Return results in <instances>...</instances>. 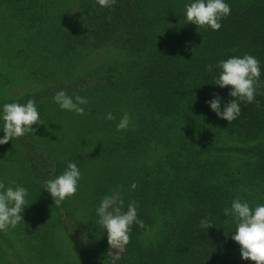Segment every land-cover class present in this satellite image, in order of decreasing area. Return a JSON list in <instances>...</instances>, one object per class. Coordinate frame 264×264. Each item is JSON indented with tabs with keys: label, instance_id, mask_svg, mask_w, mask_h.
<instances>
[{
	"label": "trees",
	"instance_id": "trees-1",
	"mask_svg": "<svg viewBox=\"0 0 264 264\" xmlns=\"http://www.w3.org/2000/svg\"><path fill=\"white\" fill-rule=\"evenodd\" d=\"M188 2L0 0V106L32 99L43 123L0 145V181L28 190L23 220L0 231V264H254L241 260L223 209L264 203V0H227L215 31L186 21ZM97 50L111 58L92 66ZM244 54L260 62V87L229 124L205 101L233 99L214 85L215 66ZM19 69L45 85L5 93ZM60 90L87 98L84 115L53 102ZM124 113L129 126L117 130ZM68 162L78 190L54 206L42 186ZM117 190L144 227L112 260L95 210Z\"/></svg>",
	"mask_w": 264,
	"mask_h": 264
},
{
	"label": "clouds",
	"instance_id": "clouds-1",
	"mask_svg": "<svg viewBox=\"0 0 264 264\" xmlns=\"http://www.w3.org/2000/svg\"><path fill=\"white\" fill-rule=\"evenodd\" d=\"M101 7H112L116 0H97ZM231 8L227 0H189L185 4L184 17L188 23L197 27H210L219 30L222 27L221 20L227 18ZM220 69L214 85L221 89L228 88V95L233 99L224 102L219 94H215L211 100L205 101L218 118L226 120L229 124L235 121L242 113L240 102L245 105L255 101L260 87L261 66L256 57L250 54L232 56L226 60H220L215 66ZM213 66L208 65V71ZM53 102L60 109L73 112L76 115H84L88 100L85 97L68 95L60 90L53 96ZM257 106L259 102L256 101ZM223 105V109H222ZM107 120H114L111 112L105 116ZM130 116L124 113L117 123V130H125L129 126ZM0 121L3 126L0 131V145L12 141L14 138L33 133L32 125L43 124L34 100L29 99L26 103H4L0 106ZM198 147V146H197ZM81 172L75 162H68L64 171L55 178L46 179L42 189L46 190L54 201V206H59L63 201L73 196L78 190V182ZM11 182L6 186L0 181V231L9 227L15 228L23 220V211L28 206L26 197L28 190ZM246 190V189H245ZM124 201L119 190L111 195H105L100 201L95 212L98 224L107 233L109 245L115 249H124L130 241L131 227L135 224L139 228L144 227L143 220L138 218V204L131 201L127 210H123ZM225 216H231L236 221V229L232 232L231 239L237 243L241 260L264 264V203L250 207L247 201L235 198L230 208L223 209ZM212 224L208 220L201 221V227L210 228ZM120 253L116 252V259Z\"/></svg>",
	"mask_w": 264,
	"mask_h": 264
},
{
	"label": "rangeland",
	"instance_id": "rangeland-1",
	"mask_svg": "<svg viewBox=\"0 0 264 264\" xmlns=\"http://www.w3.org/2000/svg\"><path fill=\"white\" fill-rule=\"evenodd\" d=\"M90 57L92 58L90 65L94 66V64L98 62L107 61L108 59L111 58V55H107L105 51L103 50H97V51L92 52ZM23 73H24V69L18 70L16 74V77H17L16 80L13 81L10 85H6V88H8L9 90L7 91L5 90L6 91L5 93L9 95H18L28 90H34L36 88L43 87L45 85L43 82L47 81L46 78H42V77L35 78V79L34 78L26 79L27 76L25 77ZM117 251L120 253V255L122 254V249L115 250L111 246L109 247V254L112 260L116 259Z\"/></svg>",
	"mask_w": 264,
	"mask_h": 264
}]
</instances>
